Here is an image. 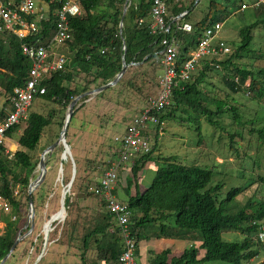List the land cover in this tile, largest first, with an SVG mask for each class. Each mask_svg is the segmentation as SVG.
Returning <instances> with one entry per match:
<instances>
[{
	"label": "trees",
	"instance_id": "1",
	"mask_svg": "<svg viewBox=\"0 0 264 264\" xmlns=\"http://www.w3.org/2000/svg\"><path fill=\"white\" fill-rule=\"evenodd\" d=\"M124 2L125 0H81L84 14L69 17L72 37L64 48L68 61L63 70L53 72L46 78L43 82L46 87L45 92L37 95L35 99L39 98L65 108L80 93L112 80L122 67L123 55L127 64L131 62L144 64L156 75V70L160 68L158 53L160 37L151 33L146 21L139 22L140 18L147 16L151 0H130L123 15ZM241 4V0L238 2L237 0H221L220 2L209 0L202 17L192 19L194 1L184 5L182 0H166V20L171 22L170 33L178 45L177 65H181L189 57L206 27L216 21L223 22V15L218 14L219 11L224 10L227 13L230 12L229 7H232L235 13ZM54 6L53 4L52 7ZM254 9L255 19L240 28V40L235 51H231L220 60H205L197 70V75L193 74L189 79L179 81L172 90L170 104L159 114L161 120L164 121L167 118L188 120L192 116L190 114L192 111L194 115H203L209 123L217 125L219 122L217 117L227 111L234 121L240 123L237 108L211 95L201 84L209 71L223 70L222 81L231 91L247 90L254 92L255 95L253 93L252 96L256 97L264 94V80L259 81L255 77V74L264 77V69H259L255 73L233 61L250 50L253 40L252 30L264 25V5ZM184 11L186 13L182 18L172 21V17ZM120 22H122L121 26ZM184 22L191 24L190 31L180 28ZM39 25L40 30L35 37L43 41L53 32L52 17L48 22H41ZM30 68L31 60L22 53L20 41L13 35L0 34L2 95L11 92L14 87L24 85ZM146 75V69L134 72L132 65L129 64L116 85L96 93L95 97L107 96L110 90L116 89L119 85L125 84L126 87L131 88L134 86L132 83L134 80L140 81V84L144 86L147 82ZM153 77L150 79L152 80ZM248 78L249 84L246 85ZM155 85L158 86V81ZM88 98L87 95L79 101H85ZM5 107H7L6 103L0 107V118L6 113ZM79 107L74 106L71 119ZM53 117V110H49L47 114L29 112L26 126L17 138L18 148L9 155L5 147L0 145V191L11 204V212L2 217L4 226L0 233V260L8 253L18 237L21 226L17 215L25 201L31 197L36 210L47 199L43 183L31 195L28 194V184L34 177L33 172L38 164V160L33 159L30 152L35 151L44 128L52 123ZM59 124L62 126L63 121ZM18 127L19 125H15L8 129L6 136L12 137ZM259 133L261 138H264V128L259 129ZM230 135L233 142L237 132ZM56 138L57 134L49 141L50 144ZM65 138L72 149L68 132ZM57 146L47 156L49 158H46V166L50 163L55 151L62 149L61 146L57 149ZM153 151L154 146L129 166L131 176L126 179V192L130 190L146 162L153 159ZM105 156V159L109 160L99 162L106 163L108 168L116 159V150L108 152ZM159 158L164 164L157 169L151 183L142 191H136L134 194L129 191L126 193L125 202L132 210L130 225L137 243L146 238L143 234L144 230L160 222L158 227L162 233L173 235L172 232H168L169 228L180 229V235L196 232L201 237V244L199 247L191 245L180 255L169 260V250H163L151 258L149 264H196L217 260L228 264H249L254 258L264 253V242H260L257 238L258 223L264 220V200L249 198L235 212H229L225 202L232 199L242 189L241 187H232L227 192V196L219 200L218 191L221 184L209 186L212 177L211 169L197 164L182 163L173 155ZM60 162L64 168L66 165L64 159ZM75 165L77 171L76 159ZM98 178L90 179L93 181V186L98 185ZM77 186L80 187V185ZM89 188L92 187L88 184L84 186L81 190L84 196L81 198H87L92 194L97 196L92 190L89 191ZM15 190H17L16 194ZM79 200L80 198L75 195L65 194L66 216L61 234L62 232L69 236L73 234V248L75 247L78 251L80 264H98L97 260L101 261L100 264L115 263L122 244L115 228L114 216L101 204L93 211L86 212L88 205L81 204ZM11 215H15L16 218L12 220ZM224 230L240 231L243 237L235 241L224 240L221 235ZM175 231L174 234L179 235L178 230L175 229ZM51 235L52 232L48 234L47 242L51 240ZM36 240L41 245L44 242L43 235L39 234ZM199 248L204 250L201 257H197ZM17 250L18 244L5 264L14 258ZM259 264H264V259Z\"/></svg>",
	"mask_w": 264,
	"mask_h": 264
},
{
	"label": "rangeland",
	"instance_id": "2",
	"mask_svg": "<svg viewBox=\"0 0 264 264\" xmlns=\"http://www.w3.org/2000/svg\"><path fill=\"white\" fill-rule=\"evenodd\" d=\"M192 1H194V5L192 6L191 18L199 19L208 7L209 0H182V3L189 5ZM217 1L220 2L221 0ZM241 1L252 3L254 0ZM229 10L230 12L227 13L224 10L218 13L222 14L224 18L219 37L224 38L231 47V51L234 52L240 40L239 30L255 19V9L250 7L244 10L237 9L238 11L235 13H233L232 7H229ZM252 34L253 40L250 50L244 52L241 57L233 59V61L239 66L256 73L259 69H264V25L254 28ZM222 72L223 70L209 71L201 86L211 95L223 99L228 105L235 106L240 115V123L234 121L227 111L217 117L219 121L217 125L209 123L203 115H194L195 113L192 111L190 112L192 116L188 120L165 119L162 125V133L152 134L151 136L150 142L154 146L153 159L144 167L143 171L145 172L140 184L144 185L145 188L150 184L157 169L164 164L159 157L173 155L176 160L182 163L197 164L211 169L212 177L209 186L221 184L218 191L219 200L225 198L232 187H241L242 189L232 199L225 202L228 211L235 212L249 198L264 200V138H261L259 133V129L264 128V94L256 97L252 96L254 92H248L247 90L231 91L222 81ZM161 73V68L156 70V75L155 72H151V77L154 76L152 78L154 83L150 86L149 84L142 86L140 81L134 80L132 82L134 86L131 88L126 87L125 84L119 85L116 89L110 90L107 96L96 98V93H94L88 95L89 98L85 101L80 102L79 99L76 102L75 107L78 108L81 104L82 106L79 107L72 117L73 119L70 120L66 131L72 144L70 152L75 167L74 181L72 180L71 185L67 186L72 177L73 165L71 159L67 156L64 158L66 165L64 168L62 167L60 161L63 146L59 144L57 149L60 146L62 149L55 151L56 153L46 166L43 181L40 183V185L44 184L47 199L36 210L33 207V227L17 243L18 250L14 258L6 264H80L78 251L75 247L73 248V234L72 236L63 232L61 234L65 219V217L64 219L62 217L64 213L60 211L63 190L68 188L67 193L80 198L81 204H85L84 200L86 198H81L84 196L81 190L87 184L93 187V181L90 179L99 177L107 169V164L99 161H108V158L105 159V154L111 153L113 150L117 151L113 137L124 130L131 117L138 114L146 104L147 99L156 92L157 85L155 84ZM197 74L198 72L195 73V75ZM255 77L259 81L264 80L262 75L255 74ZM246 82L249 83V78ZM141 86L142 88H140ZM3 101L4 98L0 89V107ZM95 101H97L96 104ZM67 107L63 108L61 105L39 98L33 100L29 112L36 111L47 114L49 110L54 111L52 123L44 128L35 151L30 152L33 159L39 161L41 151L50 144L49 141L56 134L58 137L61 129L59 122L64 121ZM25 126L26 121L24 120L19 124L13 136L10 137L11 141L17 142V138ZM234 132H237V135L231 142L230 134ZM11 149L12 152L15 151L13 145ZM47 156L49 155L46 154V158H49ZM75 159L78 161L77 171ZM38 172V167H36L33 172L34 177L37 176ZM77 185H80V187ZM89 191H91V188H89ZM87 198L94 203L97 201L99 203L98 197L93 194L87 196ZM121 198L125 199L126 195L122 193ZM29 214L28 200L25 201L17 215V219L19 217L18 223L21 226L18 235L27 232L30 226V223L26 226ZM54 214L57 218L52 222L54 224L51 223L52 225L45 234V229L48 227L47 222ZM4 215L6 214L0 212V233L4 226L2 221ZM159 223L157 222L155 223L157 225L154 224V226L149 227L150 229L143 231L146 238L157 237L162 233L160 227H158ZM175 229L178 230L180 236L181 230ZM175 229L172 228L170 231L174 232ZM24 230L26 231L22 233ZM51 232V240L47 242L46 239ZM39 234H42L44 238L41 245L36 240ZM189 234L191 233H185L184 235ZM221 235L227 241L240 240L243 237V234L237 230H224ZM199 239L201 241L200 235H197V240ZM178 240L183 246L186 245L187 240L185 238ZM197 240L191 241V245L198 247ZM151 251L149 250V252ZM150 254L153 258L157 253L153 251ZM263 259L264 253L254 258L249 264H259ZM196 264L228 263L217 260Z\"/></svg>",
	"mask_w": 264,
	"mask_h": 264
},
{
	"label": "built area",
	"instance_id": "3",
	"mask_svg": "<svg viewBox=\"0 0 264 264\" xmlns=\"http://www.w3.org/2000/svg\"><path fill=\"white\" fill-rule=\"evenodd\" d=\"M261 5H264V0L242 2L239 9L258 8ZM84 12L81 0H0V34L15 36L20 41L22 53L31 60L25 84L14 87L11 92L3 95L2 105L6 103L7 107L5 115L0 118V145L5 147L9 155L12 151L6 143V132L26 121L33 100L45 92L43 82L53 72L64 69L68 57L63 50L72 37L69 17L82 16ZM183 15L184 12L175 15L172 21L182 18ZM50 17L53 32L41 41L35 37L40 30L39 23L48 22ZM144 21L147 22L151 33L160 37L158 53L162 73L158 77L157 90L147 99L142 110L131 117L124 130L113 137L117 146L116 159L99 176L98 185L91 188L101 199L106 210L114 216L115 228L121 239L122 248L114 264H139L136 256L138 243L130 225L132 210L127 202L116 197L117 184L125 183L131 176L129 166L152 149V134L162 133L163 120L159 114L170 104L172 90L177 83L189 79L205 60H220L231 53L229 44L219 38L223 22L216 21L203 30L196 47L178 66V45L170 33L171 22L166 20V0H151L147 16L139 19V22ZM180 28L190 31L191 24L184 22ZM27 38L29 40H26ZM134 64L136 63H130ZM14 193L16 194L17 190ZM0 212H11V204L1 191ZM11 219H15V215H11ZM257 238L264 242V220L258 223Z\"/></svg>",
	"mask_w": 264,
	"mask_h": 264
},
{
	"label": "crops",
	"instance_id": "4",
	"mask_svg": "<svg viewBox=\"0 0 264 264\" xmlns=\"http://www.w3.org/2000/svg\"><path fill=\"white\" fill-rule=\"evenodd\" d=\"M220 38V37H219ZM224 40V38H221ZM226 41V40H225ZM147 71V75H146V85L149 84L152 85L154 82L153 80H151L150 76H151V70L148 66L144 65V64H139L136 63L134 65H132V71L137 72V71H143L145 70ZM97 101H95L96 104ZM6 143L9 146V149H11V146L13 145L15 147V150L18 147V143L17 142H13L11 141L10 137H7L6 139ZM151 161V160H150ZM146 162V164L144 165V167H146L149 162ZM144 167L141 169V171L138 173L136 180L133 182V184L131 185V188H129L130 190H127V192L129 191L130 193H135L136 191H142L145 189L144 185L140 184V181L142 179V176L144 174L145 171ZM130 178V177H129ZM152 181V180H151ZM151 183V182H150ZM126 181L125 183L119 182L115 188V194L116 197L119 199L122 197V193L124 195H126L127 197V192H126ZM140 187V188H139ZM140 189V190H139ZM126 199V198H125ZM125 199L121 198L120 200L125 201ZM99 203L98 201L96 203L90 201L88 198H86L85 204L88 205V210L86 212H90L93 211L95 208L100 207V204L104 206L103 202L101 201V199L98 197ZM163 221V220H162ZM157 225V224H155ZM154 226V225H153ZM150 229V228H149ZM171 228H169V232L175 233L176 231H170ZM166 235L165 232L161 233L160 235H158L157 237H151V238H145L142 239L141 241L138 242V246L136 249V256H137V261L139 264H149L150 260H151V254L153 251H155V253H160L163 250H169V255H168V260L174 256H178L180 255L185 249H187V247L191 246V241L194 242L197 240V233L196 232H192L189 235ZM196 235V236H195ZM192 236V238H191ZM180 238H185L187 240L186 245L183 246V244L180 243V241L178 239ZM195 239V240H194ZM200 246L201 241L200 239L197 240ZM149 250H152L151 252H149ZM204 250L199 248L198 249V253H197V257H201L203 255ZM167 260V261H168ZM98 264L101 263L100 260H97ZM106 264H114L113 262H107Z\"/></svg>",
	"mask_w": 264,
	"mask_h": 264
},
{
	"label": "water",
	"instance_id": "5",
	"mask_svg": "<svg viewBox=\"0 0 264 264\" xmlns=\"http://www.w3.org/2000/svg\"><path fill=\"white\" fill-rule=\"evenodd\" d=\"M129 5V0H125L124 2V7H123V15L126 11V8L127 6ZM186 13V11H184V14ZM122 15V16H123ZM122 25V22H120V26ZM123 49L125 50V45L123 46ZM130 64V63H129ZM129 64H127L124 60V55L122 56V67L120 69V71L114 76V78L108 82H106L105 84H102L98 87H95V88H92L90 90H87L83 93H80L79 95H77L76 97H74L70 103L68 104V107H67V112H66V115H65V118H64V121H63V124L61 126V129H60V132H59V135L58 137L55 139V141H53L51 144H49L47 147H45L41 153H40V157H39V161H38V164H37V167H38V174L36 177H34L33 179H31L29 181V184H28V194L31 195V193L33 192V190L40 185V183L43 181V178L45 176V172H46V154L49 155L51 154V152L54 150V148L59 145V144H62L63 146V154L61 156V159H64L66 158L67 156H69V158L71 159L72 161V165H73V173H72V177L68 183V187L71 185V182L73 180V177H74V173H75V167H74V162H73V158H72V155H71V152H70V147L69 145L67 144L66 142V139H65V134H66V131H67V127H68V124L70 122V119H71V116L73 114V110H74V105L76 104V102L81 99L82 97L84 96H87V95H92L94 93H98L100 91H103L109 87H112L114 85H116L118 83V81L120 80V78L123 76V74L125 73L127 67L129 66ZM67 193V189L63 190V193H62V198H61V206H60V211L64 213V215L62 216L63 219L66 215V211H65V206H64V196L65 194ZM33 201H32V198L30 197L29 198V219L26 223V226L29 225L30 223V226L27 230L26 233L24 234H20L18 235V237L15 239L14 243L12 244V246L10 247L8 253L0 260V264H3L4 261L7 259V257H9V255L11 254V252L14 250L16 244L26 235L28 234L32 227H33V217H34V208H33ZM57 218V216L52 215L50 217V219L48 220V227H50V224L52 221H55ZM47 233V230L45 231V234Z\"/></svg>",
	"mask_w": 264,
	"mask_h": 264
},
{
	"label": "bare ground",
	"instance_id": "6",
	"mask_svg": "<svg viewBox=\"0 0 264 264\" xmlns=\"http://www.w3.org/2000/svg\"><path fill=\"white\" fill-rule=\"evenodd\" d=\"M55 215H56V214H55ZM47 224H48V222H47ZM48 228H49V227H47V228L45 229V231H46V230L48 231Z\"/></svg>",
	"mask_w": 264,
	"mask_h": 264
}]
</instances>
